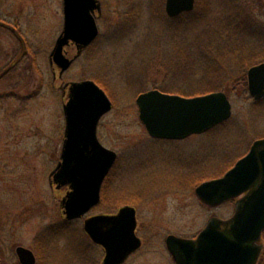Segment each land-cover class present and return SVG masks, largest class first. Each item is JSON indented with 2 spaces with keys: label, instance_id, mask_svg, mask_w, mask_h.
<instances>
[{
  "label": "rangeland",
  "instance_id": "374dc122",
  "mask_svg": "<svg viewBox=\"0 0 264 264\" xmlns=\"http://www.w3.org/2000/svg\"><path fill=\"white\" fill-rule=\"evenodd\" d=\"M101 1L98 42L61 74L49 55L64 26L63 0H0V23L6 25L0 27V73L11 68L0 79V94L8 93L0 97V264H20L18 247L32 250L39 264H102L105 250L85 233L84 221L121 202L136 205L143 240L125 264H175L168 235L192 237L210 218L234 213L231 202L204 205L196 188L223 176L264 138V98L250 96L247 79L251 67L264 63V0H201L194 10L206 15L207 24L191 25L181 40L168 33L166 0ZM229 18L232 27L224 25ZM204 34L206 43L199 41ZM191 41L197 43L188 53ZM23 42L25 59L12 67ZM67 50L76 55L75 47ZM207 54L217 62L213 72L197 67L201 55L209 61ZM83 81L105 88L114 104L98 136L119 160L107 188L111 204L101 203L60 232L68 189L52 185L51 173L65 138L68 86ZM153 89L224 91L233 114L205 135L155 142L136 104L137 96ZM145 163L148 169L140 170Z\"/></svg>",
  "mask_w": 264,
  "mask_h": 264
},
{
  "label": "water",
  "instance_id": "95a60500",
  "mask_svg": "<svg viewBox=\"0 0 264 264\" xmlns=\"http://www.w3.org/2000/svg\"><path fill=\"white\" fill-rule=\"evenodd\" d=\"M196 0H166V13L175 18L192 12ZM97 0H63L64 26L51 53V63L68 71L74 60L64 55L70 42L79 51L98 36L94 17ZM2 24L0 23V26ZM248 89L255 101L264 98V63L247 72ZM64 105L65 141L61 163L52 172L69 186L62 200L68 222L80 220L101 202L102 186L117 161V153L104 147L97 136L101 118L112 111L113 102L93 81L72 83ZM139 117L149 136L180 141L202 135L231 119L232 104L224 92L184 97L157 89L136 99ZM195 193L211 208L234 202L230 218H210L195 238L170 235L166 246L175 264H258L264 235V138L222 177L200 184ZM137 213L125 206L115 215H96L84 222L91 241L105 250L103 264H124L141 247L136 235ZM20 264H36L32 250L18 247Z\"/></svg>",
  "mask_w": 264,
  "mask_h": 264
},
{
  "label": "trees",
  "instance_id": "16d2710c",
  "mask_svg": "<svg viewBox=\"0 0 264 264\" xmlns=\"http://www.w3.org/2000/svg\"><path fill=\"white\" fill-rule=\"evenodd\" d=\"M199 1L201 0H197V3H196V6L197 4L199 3ZM210 1V0H209ZM199 5V4H198ZM223 6H224V3H223ZM200 16V18H199ZM205 17L206 15L204 13H201V14H198L197 11L194 10V12H191V13H186V14H183L177 18H173V19H168V22H167V25L170 29H168V33H170V35L172 37H175V38H178V39H175V40H181L183 38V35L180 36L181 33H183V31H187L188 29H190V26L193 25L195 27V29H199L201 28L202 26H205L207 23L204 22L205 20ZM230 17V16H229ZM201 19V20H200ZM227 25V27H232L233 26V18H229L228 21L227 20H224V25ZM184 31V32H185ZM190 31V30H189ZM179 36V37H177ZM202 37H207V35H201L200 38H199V41L201 42L202 40L201 39H205V43L207 41V38H202ZM209 39V38H208ZM185 41V40H184ZM197 42L195 41H191V43H189V45H186L185 47L187 48L188 46L191 47V44H196ZM203 43V42H202ZM212 43V42H211ZM210 46V45H209ZM184 48V47H183ZM192 47L190 49H188V53L192 51ZM184 50V49H183ZM190 50V51H189ZM188 55V54H187ZM212 56L211 54H207V57L209 59V61H207L204 56L201 55V59H200V62H197V67L200 66V68H203L206 72H213L214 69L218 66L217 64H214V63H217L215 61L212 60ZM206 57V56H205ZM188 59H191L189 56H188ZM212 60V61H211ZM264 60V59H262ZM256 64V63H255ZM251 64L250 63H246L244 65V69L245 71L249 69V66ZM193 68L194 66L191 65ZM193 68H190V71H194L195 69ZM166 70V69H165ZM244 76H246V72L243 73ZM211 87V86H210ZM209 88V87H208ZM160 90V89H159ZM163 92H166V93H170V94H177V95H181V96H186V97H191L192 94L193 95H203L205 93H209V92H213L212 89H209V91H205V92H202L201 93H198L196 94L197 92H191L189 93L187 90L183 93V92H177V91H173V90H169V89H163L161 90ZM220 127V126H219ZM219 127H216L214 129H217ZM213 131V130H212ZM203 179V178H202ZM106 196H107V187H105L103 189V196H102V205H110V201L109 202H106ZM114 205V204H113ZM118 206V205H117ZM117 207H114V208H110V209H106V212L107 213H112ZM67 224L71 225L72 222H64L62 225H61V228H63V230H61L60 232H65V231H69V229L66 227ZM64 225V226H63ZM264 239V238H263ZM37 258H38V255H36ZM39 259V258H38ZM38 264H39V260H38ZM258 264H264V252L259 260V263Z\"/></svg>",
  "mask_w": 264,
  "mask_h": 264
},
{
  "label": "flooded vegetation",
  "instance_id": "af4514ba",
  "mask_svg": "<svg viewBox=\"0 0 264 264\" xmlns=\"http://www.w3.org/2000/svg\"><path fill=\"white\" fill-rule=\"evenodd\" d=\"M98 1V3H99V5H100V10H95V12H94V17H95V19H96V23H97V26H98V30H99V33H98V36L96 37V39L88 46V47H86V48H84V49H81L80 51H79V46H78V44L77 43H74V42H70V44L69 45H67L65 48H64V55L68 58V59H70V60H74V62L77 60V59H79V58H81L82 56H83V54L88 50V51H90V50H92V48H94V46H95V44L98 42V39H99V37H100V35H101V33H100V27H99V25H98V19L101 17V15H102V12H103V3H102V1L101 0H97ZM184 14V13H183ZM183 14H181V15H183ZM181 15H179V16H181ZM179 16H177V17H179ZM177 17H175V18H177ZM173 19V18H172ZM1 26L0 27H4V26H6L4 23H2L1 22ZM62 31H63V29H62ZM62 31H61V33H62ZM60 33V34H61ZM60 34H59V36H60ZM58 36V37H59ZM57 37V38H58ZM57 40V39H56ZM55 43H56V41H55ZM54 46H55V44H54ZM54 46H53V48H54ZM22 47H23V50H22V52H20L21 54H20V56L19 57H17V59L16 60H14V62H13V64H12V67H14V66H16L18 63H21V62H23V59H25V56H26V46H25V43L23 42L22 43ZM69 47H75V49H76V55L75 56H73V57H71L70 56V54H69V52H68V48ZM53 48H52V50H53ZM52 50H51V52H50V55H49V60H50V65H52L53 67H54V63L52 64L51 63V53H52ZM21 61V62H20ZM73 62V63H74ZM11 70V68H9V67H6L1 73H0V79L1 78H3V77H5V76H7L8 74H9V71ZM61 76V75H60ZM56 77H55V73H54V79H55ZM72 84V83H71ZM71 84H70V86H71ZM103 91H105V93L108 95V92L106 91V89L105 88H103V87H101V86H99ZM68 90L70 91V87L68 86ZM70 93V92H69ZM11 95L13 94V92H11L10 93ZM3 96H8V93H6V94H2ZM1 94H0V97L2 96ZM15 95V94H14ZM109 96V95H108ZM68 100H69V94H68ZM68 102V101H67ZM107 115V114H106ZM64 116H65V114H64ZM105 116V115H104ZM103 116V117H104ZM103 117L101 118V120L103 119ZM101 120H100V122H101ZM100 122H99V124H100ZM65 125H66V122H65ZM98 130H99V125H98V128H97V136H98ZM208 132H210V131H208ZM208 132H206V133H204V134H202V135H205V134H207ZM198 136H200V135H198ZM190 138V137H189ZM98 139H99V136H98ZM188 139V138H187ZM187 139H184V140H187ZM153 141H155V142H176V141H171V140H158V139H152ZM184 140H180V142L181 141H184ZM64 141H65V138H64ZM100 141V140H99ZM63 144H64V142H63ZM62 149H63V147H62ZM61 154H62V151H61ZM117 156H118V154H117ZM118 160H119V156H118V158H117V161H116V164H117V162H118ZM149 163H151L150 161H148ZM61 163V155H60V161H59V163L57 164V166L59 165ZM149 163H145V164H143L142 166H141V164H139L140 165V170H143L144 168H146V169H148V167H149ZM116 164L114 165V167H113V169L111 170V172H110V174L108 175V177L105 179V181H104V183H103V186H102V192H101V199H102V196H103V189L105 188V187H107L108 188V186H109V180H110V178L114 175V170H115V168H116ZM142 167H143V169H142ZM53 178V181H52V185H54V183L53 182H55L56 184V188L57 189H60V188H62V187H64L65 185H61V181L59 180V179H57V177L56 176H52ZM67 189H68V191H67V193L70 191V187L69 186H65ZM187 188H189V185H188V187ZM101 202H102V200H101ZM101 202H100V204H101ZM116 205H118L117 206V210L115 211V212H112V213H107V212H105V213H103V215H115V214H117L118 212H119V210L121 209V208H123V207H125V206H131V207H133V208H135V210H136V213H137V229H136V235L141 239V241H143L142 240V238L139 236V227H140V225H139V212H138V209H137V207H136V205H131V204H126V205H122V202L121 203H118V204H116ZM78 221V220H77ZM170 235H172V234H170ZM170 235H168V236H170ZM197 235H195V236H192V237H182V238H195ZM178 237H180V236H178ZM166 242V241H165ZM142 245H143V242H142ZM142 248V247H141ZM140 248V249H141ZM139 251V250H138ZM137 251V252H138ZM105 252V251H104ZM136 252V253H137ZM135 253V254H136ZM105 255H106V253L104 254V258H105ZM35 257H36V264H38V258H37V256L35 255ZM104 258H103V262H104ZM130 259V258H129ZM128 259V260H129ZM174 261V260H173ZM103 262H102V264H103ZM20 263V262H19ZM126 263V262H125ZM124 263V264H125Z\"/></svg>",
  "mask_w": 264,
  "mask_h": 264
}]
</instances>
